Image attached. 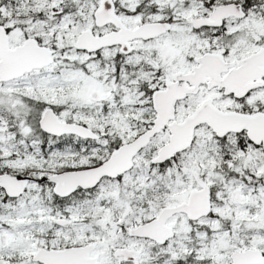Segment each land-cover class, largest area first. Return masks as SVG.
I'll return each instance as SVG.
<instances>
[{"label": "snow or ice", "instance_id": "snow-or-ice-1", "mask_svg": "<svg viewBox=\"0 0 264 264\" xmlns=\"http://www.w3.org/2000/svg\"><path fill=\"white\" fill-rule=\"evenodd\" d=\"M0 264H264V0H0Z\"/></svg>", "mask_w": 264, "mask_h": 264}]
</instances>
